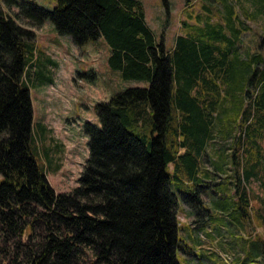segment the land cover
<instances>
[{"label":"trees","instance_id":"obj_1","mask_svg":"<svg viewBox=\"0 0 264 264\" xmlns=\"http://www.w3.org/2000/svg\"><path fill=\"white\" fill-rule=\"evenodd\" d=\"M220 1L223 23L206 20L166 50L139 0H58L52 10L0 0V264H178L168 167L185 158L192 168L214 139L231 154L212 168L234 171L237 194L251 177L264 187V49L239 54L234 8ZM242 1L264 11V0ZM22 22H50L75 46L102 37L110 68L149 84L95 105L99 126L85 125L88 158L69 193H55L36 161L26 81L37 51ZM182 199L202 204L199 189ZM254 248L264 258V243Z\"/></svg>","mask_w":264,"mask_h":264},{"label":"rangeland","instance_id":"obj_2","mask_svg":"<svg viewBox=\"0 0 264 264\" xmlns=\"http://www.w3.org/2000/svg\"><path fill=\"white\" fill-rule=\"evenodd\" d=\"M17 1L47 10L58 3V0ZM139 1L144 7L146 24L166 50L173 48L177 36L193 32L194 27L202 28L206 20L216 26L223 23L226 15L220 0ZM1 3L6 7L4 0ZM229 3L234 8V26L240 30L243 41L238 44L239 54L263 50L264 11H256L248 1L229 0ZM8 10L17 11L13 7L5 9ZM22 24L34 32L37 51V60L26 81L32 104L36 161L55 193H69L78 186L88 158L85 125L99 126L95 105L128 88L149 84L121 79L108 65L110 48L102 37L75 46L70 37L58 35L50 22L39 28ZM214 140L217 143L207 146L206 154L194 156L192 168L186 169L185 158L176 160L177 168L175 164L168 167L171 188L178 201V264H264L263 257L254 255V247L264 243V187L258 178L251 177L241 183L244 191L237 194L234 171L226 166L223 175H219L218 168H212V162L222 163L218 154L222 157L231 154L230 150L215 149L224 143ZM181 149L179 154H184ZM236 154L238 158L239 151ZM196 189L200 190L202 204L195 199L190 204L183 203L182 196L195 193Z\"/></svg>","mask_w":264,"mask_h":264}]
</instances>
